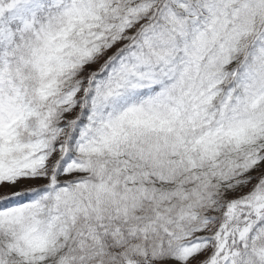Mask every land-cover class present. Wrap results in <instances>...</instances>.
Segmentation results:
<instances>
[{"label":"snow or ice","instance_id":"6c2138e0","mask_svg":"<svg viewBox=\"0 0 264 264\" xmlns=\"http://www.w3.org/2000/svg\"><path fill=\"white\" fill-rule=\"evenodd\" d=\"M0 264H264V0H0Z\"/></svg>","mask_w":264,"mask_h":264}]
</instances>
